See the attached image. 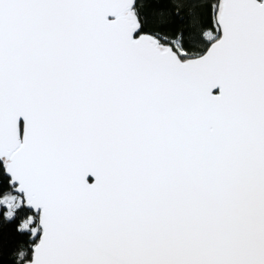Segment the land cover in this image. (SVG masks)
Returning a JSON list of instances; mask_svg holds the SVG:
<instances>
[{
  "label": "snow or ice",
  "instance_id": "obj_1",
  "mask_svg": "<svg viewBox=\"0 0 264 264\" xmlns=\"http://www.w3.org/2000/svg\"><path fill=\"white\" fill-rule=\"evenodd\" d=\"M15 264H264V0H0V227Z\"/></svg>",
  "mask_w": 264,
  "mask_h": 264
},
{
  "label": "trees",
  "instance_id": "obj_2",
  "mask_svg": "<svg viewBox=\"0 0 264 264\" xmlns=\"http://www.w3.org/2000/svg\"><path fill=\"white\" fill-rule=\"evenodd\" d=\"M23 243L9 227H0V264H15V254Z\"/></svg>",
  "mask_w": 264,
  "mask_h": 264
}]
</instances>
